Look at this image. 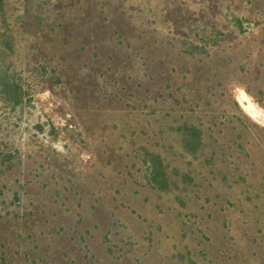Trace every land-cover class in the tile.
I'll use <instances>...</instances> for the list:
<instances>
[{
    "label": "rangeland",
    "instance_id": "1",
    "mask_svg": "<svg viewBox=\"0 0 264 264\" xmlns=\"http://www.w3.org/2000/svg\"><path fill=\"white\" fill-rule=\"evenodd\" d=\"M0 264H264V0H0Z\"/></svg>",
    "mask_w": 264,
    "mask_h": 264
},
{
    "label": "bare ground",
    "instance_id": "2",
    "mask_svg": "<svg viewBox=\"0 0 264 264\" xmlns=\"http://www.w3.org/2000/svg\"><path fill=\"white\" fill-rule=\"evenodd\" d=\"M238 101H239L240 105L243 107V109L245 110V112H247V114L251 118H253V119L259 118V116L261 114L258 111L259 109H257L258 107L255 106V104L252 102L250 96L245 91H241L239 93Z\"/></svg>",
    "mask_w": 264,
    "mask_h": 264
},
{
    "label": "trees",
    "instance_id": "3",
    "mask_svg": "<svg viewBox=\"0 0 264 264\" xmlns=\"http://www.w3.org/2000/svg\"><path fill=\"white\" fill-rule=\"evenodd\" d=\"M189 129H190L189 132H191V134L194 135L192 140L197 141L199 143V132L195 130L193 127Z\"/></svg>",
    "mask_w": 264,
    "mask_h": 264
}]
</instances>
